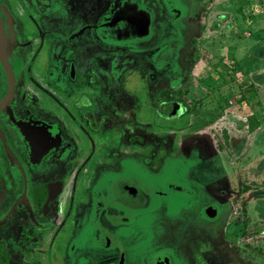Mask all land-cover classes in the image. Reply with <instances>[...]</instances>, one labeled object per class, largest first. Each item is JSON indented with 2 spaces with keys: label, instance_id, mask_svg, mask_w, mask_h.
I'll return each instance as SVG.
<instances>
[{
  "label": "rangeland",
  "instance_id": "rangeland-1",
  "mask_svg": "<svg viewBox=\"0 0 264 264\" xmlns=\"http://www.w3.org/2000/svg\"><path fill=\"white\" fill-rule=\"evenodd\" d=\"M66 1V35L83 44L76 55L104 70L83 74L89 65L66 79L70 97L84 104L89 95L100 98L98 114L111 116L99 122L100 147L121 141L118 171L141 186L143 199L124 208L133 224L118 232L126 241L130 234L127 264H149L160 242L184 252L187 242L205 241L207 203L219 205L228 235L224 250L210 245L204 255L222 264L228 249L238 264H264V0H142L152 12L148 32L119 41L118 55L97 50L110 34L94 29L99 13L91 7L108 11V0ZM166 102L177 106L170 115ZM66 127L80 136L67 120ZM177 182L187 193L168 192Z\"/></svg>",
  "mask_w": 264,
  "mask_h": 264
},
{
  "label": "flooded vegetation",
  "instance_id": "flooded-vegetation-1",
  "mask_svg": "<svg viewBox=\"0 0 264 264\" xmlns=\"http://www.w3.org/2000/svg\"><path fill=\"white\" fill-rule=\"evenodd\" d=\"M138 2L108 0V11L91 7L99 13L94 29L110 34L103 37L105 44L145 30L149 12ZM66 3L0 0V264H127L130 234L126 241L118 232L119 227L130 230L133 212L124 208L143 199L141 186L118 171L124 165L118 159L121 141L114 149L100 147L99 122L111 117L98 114L100 98L89 95L87 102L98 105L93 112L87 102L70 97L66 79L72 81L82 67L93 65L76 58L83 44L77 46L78 40L66 35ZM92 42L99 44L98 39ZM98 48L111 52L107 45ZM89 71L98 76L104 70L87 68L83 74ZM66 120L79 137L68 131ZM81 135L87 148H80ZM180 183L172 189L175 194L180 187L186 192ZM202 211L211 224L202 235L205 241L187 242L184 252L160 242L149 264H198L200 257L204 264H215L204 254L210 245L224 250L228 234L221 232L217 203H207ZM187 223L188 228L194 225ZM225 254L228 260L222 264H238L228 249Z\"/></svg>",
  "mask_w": 264,
  "mask_h": 264
},
{
  "label": "crops",
  "instance_id": "crops-1",
  "mask_svg": "<svg viewBox=\"0 0 264 264\" xmlns=\"http://www.w3.org/2000/svg\"><path fill=\"white\" fill-rule=\"evenodd\" d=\"M135 1V0H134ZM138 3H139V5L140 6H144V10L146 11H148L149 13H147V19H148V23L146 24V27H145V30H143V28H142V30L139 32L138 31V34H140V35H144V33H147L148 32V27H149V23L152 21V12H151V10H150V8H148L147 6H145L143 3H142V0H136ZM136 3V2H135ZM237 11V12H236ZM236 13L237 14H239V17L241 16V14L239 13L240 11H238V9L236 8ZM242 18V17H241ZM94 19V18H93ZM258 20V18L255 20L253 17H251V23H255L256 21ZM248 22H249V19H248ZM92 23H94L93 21H92ZM148 26V27H147ZM96 30H99L98 28H96ZM100 31V30H99ZM146 35V34H145ZM97 37L96 38H101L102 39V37H101V35H96ZM136 36V34H131L130 35V37H135ZM130 37H128V38H130ZM75 41H76V39H75ZM78 43V42H77ZM136 43H138V42H136ZM105 44V43H104ZM117 44H119V41H118V43H116V42H114L113 44H107V47H110V50L112 51V55H118L117 53H114L113 51H117V49H118V47H116L117 46ZM77 45V44H76ZM77 46H80V45H77ZM76 58H79V59H81V57H78V56H76ZM91 68H93L94 69V67H91ZM173 106H175V105H173ZM177 107V106H176ZM181 184V183H180ZM181 185H183V184H181ZM170 186V185H169ZM184 186V185H183ZM167 187H168V185H167ZM186 187V186H185ZM169 188H171V187H169ZM180 189V188H179ZM160 189H158V191H159ZM175 190V189H174ZM176 190H178V189H176ZM168 191V190H167ZM168 192H171L172 193V188L170 189V191H168ZM178 192H179V194L177 193V195L178 196H180L181 194L180 193H187V192H185V190L182 188L181 189V191H179L178 190ZM176 193V192H175ZM182 197V196H181ZM161 199V198H160ZM147 201V200H146Z\"/></svg>",
  "mask_w": 264,
  "mask_h": 264
},
{
  "label": "water",
  "instance_id": "water-1",
  "mask_svg": "<svg viewBox=\"0 0 264 264\" xmlns=\"http://www.w3.org/2000/svg\"><path fill=\"white\" fill-rule=\"evenodd\" d=\"M175 109H176V106H173L172 108L166 109L165 113L170 115V114H172L175 111Z\"/></svg>",
  "mask_w": 264,
  "mask_h": 264
},
{
  "label": "trees",
  "instance_id": "trees-1",
  "mask_svg": "<svg viewBox=\"0 0 264 264\" xmlns=\"http://www.w3.org/2000/svg\"><path fill=\"white\" fill-rule=\"evenodd\" d=\"M177 100H178L179 102H181V101H183V102H184V101H185V100H184V99H182L181 97H178V98H177ZM172 102H173V101H172ZM168 103H169V102H168ZM174 105H175V104H174Z\"/></svg>",
  "mask_w": 264,
  "mask_h": 264
}]
</instances>
